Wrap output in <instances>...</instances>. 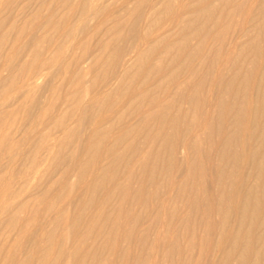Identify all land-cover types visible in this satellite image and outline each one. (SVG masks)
Segmentation results:
<instances>
[{
    "label": "rangeland",
    "instance_id": "obj_1",
    "mask_svg": "<svg viewBox=\"0 0 264 264\" xmlns=\"http://www.w3.org/2000/svg\"><path fill=\"white\" fill-rule=\"evenodd\" d=\"M263 219L264 0H0V264H264Z\"/></svg>",
    "mask_w": 264,
    "mask_h": 264
},
{
    "label": "bare ground",
    "instance_id": "obj_2",
    "mask_svg": "<svg viewBox=\"0 0 264 264\" xmlns=\"http://www.w3.org/2000/svg\"><path fill=\"white\" fill-rule=\"evenodd\" d=\"M262 38H263V37H262ZM262 52H263V51H262ZM259 55H260V54H259ZM217 73H219V72H217ZM261 74H262V73H261ZM261 77H262V76H261ZM256 80H257V79H256ZM258 80H259V75H258ZM231 82H232V81H231ZM256 82H259V81H256ZM227 87H228V86H227ZM237 88H238V87H237ZM223 89H224V88H223ZM225 89H226V88H225ZM243 89H244V88H243ZM257 89H258V88H257ZM226 92H227V91H226ZM227 96H228V95H227ZM232 100H233V99H232ZM245 100H246V99H245ZM249 100H250V99H249ZM252 100H253V99H252ZM233 103H234V101H233ZM239 104H240V103H239ZM230 105H231V103H230ZM232 105H233V104H232ZM246 105H247V104H246ZM249 105H250V104H249ZM240 106H241V105H240ZM242 106H243V105H242ZM243 107H244V106H243ZM250 107H251V106H250ZM250 107H249V109H250ZM231 108H232V107H231ZM243 109H244V108H243ZM228 111H229V110H228ZM251 114H252V113H251ZM253 116H254V114H253ZM248 121H249V120H248ZM199 123H200V122H199ZM199 125H200V124H199ZM245 130H246V128H245ZM234 142H235V141H234ZM227 143H228V142H227ZM222 145H224V144H222ZM257 161H258V160H257ZM260 163H261V162H260ZM258 165H259V164H258ZM261 166H262V165H261ZM222 170H223V169H222ZM223 172H224V171H223ZM258 172H259V171H258ZM259 174H260V173H259ZM225 181H226V180H225ZM225 183H226V182H225ZM229 185H230V183H229ZM229 185H228V186H229ZM261 186H262V185H261ZM230 190H231V189H230ZM226 191H228V190H226ZM234 194H235V193H234ZM233 196H234V195H233ZM218 198H219V197H218ZM239 198H240V197H239ZM221 199H222V198H221ZM240 199H241V198H240ZM236 200H237V199H236ZM245 200H246V199H245ZM239 201H240V200H239ZM246 201H247V200H246ZM246 201H245V204H246ZM225 202H226V201H225ZM254 202H255V201H254ZM237 203H238V202H237ZM240 203H241V202H240ZM245 204H244V205H245ZM253 204H254V203H253ZM255 204H256V203H255ZM255 204H254V205H255ZM242 206H243V205H242ZM247 206H248V205H247ZM252 206H253V205H252ZM255 206H256V205H255ZM240 208H241V207H240ZM257 208H258V205H257L256 209H257ZM243 209H244V207H243ZM256 209H254V210H256ZM236 210H237V209H236ZM255 212H256V211H255ZM257 212H258V211H257ZM257 212H256V214H257ZM241 214H242V213H241ZM241 214H240V216H241ZM252 215H254V214H253V211H252ZM250 216H251V214H250ZM252 217H254V216H252ZM241 218H242V216H241ZM254 218H255V217H254ZM240 220H241V219H240ZM257 220H258V219H257ZM261 220H262V219H261ZM263 220H264V219H263ZM250 221H251V220H250ZM258 224H259V223H258ZM222 225H223V224H222ZM238 225H239V224H238ZM260 226H261V225H260ZM260 226H258V227H260ZM249 229H250V228H249ZM236 230H237V229H236ZM222 232H223V231H222ZM236 232H237V231H236ZM263 232H264V231H263ZM234 234H235V233H234ZM246 234H247V233H246ZM244 235H245V234H244ZM244 235H243V236H244ZM227 236H228V235H227ZM234 236H235V235H234ZM245 236H246V235H245ZM248 239H249V238H248ZM245 240H246V239H245ZM245 240H244V241H245ZM261 240H262V239H261ZM246 241H247V240H246ZM246 241H245V242H246ZM256 241L258 242V240H256ZM262 241H263V240H262ZM247 243H249V240H248V242H246V244H247ZM246 244H245V245H246ZM241 247H242V245H241ZM246 247H247V246H245V249H246ZM243 249H244V248H243ZM226 252H227V251H226ZM263 252H264V251H263ZM225 254H226V253H225ZM229 254H230V253H229ZM253 254H254V252H253ZM262 254H263V253H262ZM227 255H228V254H227ZM256 255H257V253H256ZM258 255H259V253H258ZM261 257H262V256H261ZM231 262H232V261H231ZM240 264H241V262H240ZM250 264H251V263H250ZM252 264H253V263H252Z\"/></svg>",
    "mask_w": 264,
    "mask_h": 264
}]
</instances>
